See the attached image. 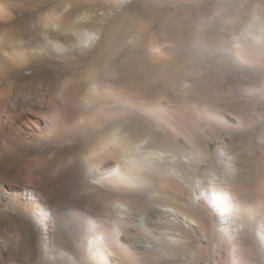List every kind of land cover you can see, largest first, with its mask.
Returning <instances> with one entry per match:
<instances>
[{
  "label": "bare ground",
  "instance_id": "1",
  "mask_svg": "<svg viewBox=\"0 0 264 264\" xmlns=\"http://www.w3.org/2000/svg\"><path fill=\"white\" fill-rule=\"evenodd\" d=\"M26 1L30 8L48 2ZM50 1L68 3L50 21L16 23L18 13L0 7V264H178L181 256L264 264L253 249L255 237L264 250V182L253 207L242 201L244 180L229 183L226 171L212 168L199 174L195 164L205 157L187 135V119L198 114L147 103L171 75L142 76L127 29L72 20L117 1ZM84 28L99 39L81 42ZM263 32L236 51L249 55L240 77L255 87H236L249 104L264 93ZM129 47L132 58H121L112 77L93 69ZM246 116L239 113L238 126ZM183 141L196 152L185 160Z\"/></svg>",
  "mask_w": 264,
  "mask_h": 264
},
{
  "label": "rangeland",
  "instance_id": "2",
  "mask_svg": "<svg viewBox=\"0 0 264 264\" xmlns=\"http://www.w3.org/2000/svg\"><path fill=\"white\" fill-rule=\"evenodd\" d=\"M115 1L116 4L105 11L102 7H95L92 12L81 9L72 15V20H92L127 29L126 40L139 52L142 76L169 73L172 77L173 82L150 95L146 101L148 105L151 103L165 111L184 109L189 118V113H197L199 120L187 119V135L205 157L203 162L195 164L199 174L210 173L212 168L218 173L226 171L229 183L237 184L244 180L248 185L242 190L248 199L242 201L256 207L257 188L264 182V135H261L264 128V93L260 96V102L251 104L239 96L236 91L238 85L249 90L255 85H249L240 77L243 70L249 69V55L244 57L236 51L239 52L243 43L247 42L249 47L256 44L251 35L264 26V0H151L157 2L155 5L140 0ZM26 3V0H0V7H8L10 11L18 13L17 19H14L16 23L25 19L29 22L50 21L68 8V3H62V7L58 8L57 3L50 0L45 7L30 8L25 6ZM83 30L84 34L79 38L81 42L89 35L96 41L100 37L90 32L89 28ZM257 44H264V32L262 41ZM112 47H116V44ZM130 50L131 47L125 49L123 55L117 56L111 64L103 62L93 69L102 78L112 77L115 64L121 58H132ZM261 57H264V53ZM49 74L52 75L51 72ZM121 84H125V81ZM139 107L146 108V105ZM242 111L248 116L244 125L238 126ZM181 145L186 151L181 159L185 160L186 155L196 153L190 142L183 141ZM244 181H241L242 186ZM155 207L163 209L158 204ZM144 212L148 211L142 210L138 214ZM150 215L153 221L157 220L156 214ZM169 218H174V215ZM179 219L182 217L179 216ZM254 229L250 228L252 233ZM222 238L219 236V239ZM144 239L149 241L147 237ZM253 240V249H260L264 260V250L258 246L255 237ZM176 263L203 264L187 261L182 256L176 259ZM252 263L258 264L259 261L253 259ZM143 264L147 263L143 261Z\"/></svg>",
  "mask_w": 264,
  "mask_h": 264
}]
</instances>
